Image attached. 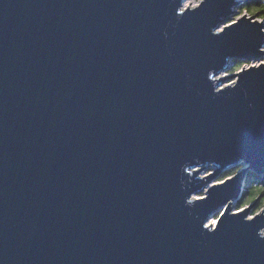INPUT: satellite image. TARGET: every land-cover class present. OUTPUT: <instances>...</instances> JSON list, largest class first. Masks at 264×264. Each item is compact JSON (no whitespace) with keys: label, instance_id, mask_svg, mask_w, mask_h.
Masks as SVG:
<instances>
[{"label":"water","instance_id":"water-1","mask_svg":"<svg viewBox=\"0 0 264 264\" xmlns=\"http://www.w3.org/2000/svg\"><path fill=\"white\" fill-rule=\"evenodd\" d=\"M181 1L0 0V264H264V24Z\"/></svg>","mask_w":264,"mask_h":264},{"label":"trees","instance_id":"trees-1","mask_svg":"<svg viewBox=\"0 0 264 264\" xmlns=\"http://www.w3.org/2000/svg\"><path fill=\"white\" fill-rule=\"evenodd\" d=\"M252 3L253 6H259L260 3H264V0H258V2L257 0H252ZM244 6V0H241L236 8L240 11V9ZM259 15L261 14L257 13V16ZM254 17L255 19H257L256 16ZM235 18L233 19L235 20ZM232 61V66L229 70L231 73L236 72L237 66H242L247 63L245 61H240L239 59H234ZM240 167L241 166H237L235 169L223 171L220 178L217 180H223L226 177L234 174L238 169H240ZM239 198V203H241V205L238 207L239 209L243 206L255 203V209L251 213L252 215L256 213L260 208H264V168L261 169L260 173H256L250 170L245 173L244 182L240 191Z\"/></svg>","mask_w":264,"mask_h":264},{"label":"snow or ice","instance_id":"snow-or-ice-1","mask_svg":"<svg viewBox=\"0 0 264 264\" xmlns=\"http://www.w3.org/2000/svg\"><path fill=\"white\" fill-rule=\"evenodd\" d=\"M258 2V0H257ZM244 7H242L239 11V14L236 16L235 20H232L230 24L225 25L223 28H218L217 32L215 33V38L223 39V36H221V33L225 32V29H230L233 25L237 24L238 21H241L245 18L251 19L252 17L256 16V18L260 21V23L264 24V3H260L259 6H253L252 0H244ZM189 7L199 8L200 4L191 5L190 0L188 3L184 4V7L181 8V13L186 11ZM257 13H260L261 15L257 16ZM264 40V37L261 38ZM257 48L260 52H264V47L261 45H257ZM246 59L249 57H245ZM259 60L257 64H244L242 66H237L236 72L237 73H243L245 70H250L252 68H264V59H261L259 57H255ZM236 80L232 81V84H235ZM247 207V205L245 206ZM251 219V217H249ZM216 222L214 221L213 224ZM264 235V234H262Z\"/></svg>","mask_w":264,"mask_h":264},{"label":"rangeland","instance_id":"rangeland-1","mask_svg":"<svg viewBox=\"0 0 264 264\" xmlns=\"http://www.w3.org/2000/svg\"><path fill=\"white\" fill-rule=\"evenodd\" d=\"M189 2V0H182L181 1V5H184L185 3H188ZM190 3L191 4H193V5H195V4H198L199 3V0H190ZM233 9H234V11L231 13V14H229L228 15V21H225V22H223V23H221L220 25L221 26H219V27H223V25H227L228 23H229V21H231V20H234L233 18H235L238 14H239V10L235 7H233ZM254 19V17L253 18H251V21ZM227 23V24H226ZM261 30L262 31H264V27H261ZM262 47H264L263 45H262ZM259 58H263V57H259ZM232 60L233 59H231V60H229V62H232ZM259 62V60L258 59H254V60H250V61H248L247 62V64H257ZM230 69H228V70H221L220 72H219V74L220 75H223L224 74V76H227V75H230V74H235L236 72H233V73H231L230 71H229ZM226 83H228V81H226ZM237 166H241V167H244V165L243 164H239V165H237ZM241 167H240V169H241ZM235 169V168H234ZM239 169V170H240ZM215 171V168H214V166L211 164L210 166H208V168L206 169V168H200L199 169V171L197 172V175L198 176H200V175H207V174H209V173H211V172H214ZM248 171V170H247ZM247 171H245V173L247 172ZM251 171V170H250ZM245 173H244V176H245ZM220 176H221V174H219L215 179H213V182H215V181H222V180H216V179H219L220 178ZM244 179V178H243ZM211 184V183H210ZM209 185V183H207V184H205V186H204V188H203V191L201 192V193H199V194H192V197H200V196H203V194H204V191H205V189H206V187ZM239 195H240V193H239ZM239 195H238V197L236 198V199H231L230 200V202H233V204L231 205V211H237L239 208V206L241 205V203H239ZM250 205V204H249ZM249 205H247V207L249 206ZM244 208H246L245 206H243V207H241L239 210H242V209H244ZM249 216L250 215H252L251 213L253 212V210L255 209V207L253 206H250L249 207ZM260 210V209H259ZM258 210V211H259ZM263 212H264V210H263ZM220 213H222V209L219 211V213H216V214H214L213 216H211L208 220H207V222H209V221H215L216 222V220H217V216L220 214Z\"/></svg>","mask_w":264,"mask_h":264},{"label":"bare ground","instance_id":"bare-ground-1","mask_svg":"<svg viewBox=\"0 0 264 264\" xmlns=\"http://www.w3.org/2000/svg\"><path fill=\"white\" fill-rule=\"evenodd\" d=\"M220 28V27H219ZM224 75V74H223ZM200 197H202V196H200ZM231 203V205L233 204V202H230ZM213 222H214V220L212 221H209L208 223H209V225H213Z\"/></svg>","mask_w":264,"mask_h":264},{"label":"clouds","instance_id":"clouds-1","mask_svg":"<svg viewBox=\"0 0 264 264\" xmlns=\"http://www.w3.org/2000/svg\"><path fill=\"white\" fill-rule=\"evenodd\" d=\"M191 5H193V4H191ZM196 5V4H195ZM247 64V63H246Z\"/></svg>","mask_w":264,"mask_h":264}]
</instances>
